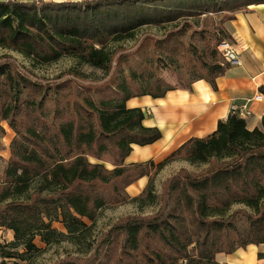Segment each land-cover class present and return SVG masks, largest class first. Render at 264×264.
Returning a JSON list of instances; mask_svg holds the SVG:
<instances>
[{
    "label": "trees",
    "instance_id": "trees-1",
    "mask_svg": "<svg viewBox=\"0 0 264 264\" xmlns=\"http://www.w3.org/2000/svg\"><path fill=\"white\" fill-rule=\"evenodd\" d=\"M260 4L264 0L0 1L1 48L38 64L72 57L110 76L94 88L73 80L51 88L55 106L51 120H44L38 113L42 97L25 95L32 89L27 76L0 62V122L9 121L20 133L19 116L35 115L0 175V227L14 233L6 245L10 250L0 244L2 258L23 257L14 250L18 247L40 252L38 236L46 244L82 243L90 229L86 219L94 221L114 201L141 207L158 202L159 208L154 215L119 224L98 244V258L86 264H222L219 253L264 244V116L261 127L250 130L246 119L232 112L213 133L189 139L158 163H126L134 144L162 138L159 128L143 124L142 109L128 108L127 101L164 97L176 88L153 78L150 89L135 90L139 75L111 74L115 52L108 49L134 39L144 26L162 27L163 37L145 36L138 48L146 65L161 59L177 69L185 65L189 79L183 88L206 80L216 90L218 78L232 66L220 50L233 41L224 24ZM188 33L189 41L197 37L202 44L185 42ZM149 45L151 50L142 51ZM74 76L87 78L80 72ZM260 93L264 96V87ZM107 159L112 168L106 167ZM174 161L205 168L181 169L158 195L155 176ZM146 176L141 193L130 196L126 188ZM54 221L62 222L67 234L54 228ZM258 257L263 259L264 252Z\"/></svg>",
    "mask_w": 264,
    "mask_h": 264
},
{
    "label": "rangeland",
    "instance_id": "rangeland-1",
    "mask_svg": "<svg viewBox=\"0 0 264 264\" xmlns=\"http://www.w3.org/2000/svg\"><path fill=\"white\" fill-rule=\"evenodd\" d=\"M216 22L219 21L217 20ZM198 30H201V27H199ZM164 34L165 30L162 27L144 26L137 30L134 39H127L110 44L108 49L111 52H115L111 74L119 71V78L126 76L129 79L131 72L136 71L139 76L137 77V86L133 85L135 90L138 87H140L141 90L150 89L153 84V78L160 79L164 83L175 88L185 86L186 81L189 79V76L185 73L187 71L185 65L183 68L179 67L180 70L175 66L171 67L167 65L166 61L161 59L155 61V65L150 67L146 65L148 59H143L137 54L138 48H140V44L145 36L161 38ZM189 36L190 33L184 37L185 42H192L197 45L202 44L201 41L197 40V37L193 41H189ZM152 48L153 46L149 45L148 47H144L142 51L151 50ZM188 58L189 57L185 56L184 59L187 60ZM0 60H2L0 62L11 63L16 71L27 76L28 80L31 82L32 89L25 93V95L37 101L42 97L43 105L38 113L44 120L48 118V114L51 118V110H53L55 106V97L51 88L56 89L59 85H63L66 81L70 80L75 81L81 88L87 86L94 88L110 80V76L106 70L80 64L72 57H64L50 64H38L17 51L0 47ZM78 72L83 73L87 78L85 77L86 79H84L74 76ZM60 92L63 93L65 91ZM44 94H46L45 99H43ZM34 117V111H28L19 116L18 126L20 133L14 131L9 121L0 122L2 128L0 131V175L3 173L7 162L12 157L14 143L22 140V136H26V130L33 126ZM50 118L48 119L51 120ZM90 160L92 162L97 161L95 158H90ZM105 165L107 168H112V164L108 159L105 161ZM203 168H205V166L191 165L186 161L172 162L155 176L156 193L160 195L164 185L181 169L200 171ZM139 180L126 188V192L132 197L140 194L147 184L141 185L142 182H139ZM146 180L148 182L149 177ZM237 207L239 206L235 208ZM158 208V202L154 205L145 207H141L140 203L134 201L111 202L108 207L99 212L94 221L86 219V223L90 226V229H88L87 236L83 239L82 243L77 244L69 239H63L62 241L46 244L41 240V237L38 236L35 238V244L41 249L40 252L26 253L23 247H18L14 250L23 253V257L4 259L0 254V264L2 262H5V264H61L64 262L71 264L73 262L86 264L87 262H92L98 258V244H100L101 240L106 238L112 231H115L119 224L129 217H146L154 215ZM239 224L243 225V222L240 221ZM53 227L67 234V230L62 222L54 221ZM13 240V231L0 227V244L10 250L6 245Z\"/></svg>",
    "mask_w": 264,
    "mask_h": 264
},
{
    "label": "crops",
    "instance_id": "crops-1",
    "mask_svg": "<svg viewBox=\"0 0 264 264\" xmlns=\"http://www.w3.org/2000/svg\"><path fill=\"white\" fill-rule=\"evenodd\" d=\"M43 1L61 3L86 0ZM250 9L247 13H238L235 19L225 24L233 36L230 48L236 54L237 61L232 63L224 76L218 78L216 90L206 80H199L190 88H176L164 97L146 95L127 101L128 108L142 109L145 114L143 124L159 128L162 138L146 146L134 144L126 163L150 159L158 163L189 139L208 136L217 129L220 120L227 119L232 113L233 104H247L252 112L245 117L250 130L261 127L264 97L262 100L255 97L264 87V4L251 6ZM146 179L147 176L139 180L141 185L147 183ZM259 252H264V244H251L230 254L219 253L216 258L222 264H264V258L258 257Z\"/></svg>",
    "mask_w": 264,
    "mask_h": 264
},
{
    "label": "built area",
    "instance_id": "built-area-1",
    "mask_svg": "<svg viewBox=\"0 0 264 264\" xmlns=\"http://www.w3.org/2000/svg\"><path fill=\"white\" fill-rule=\"evenodd\" d=\"M220 50L221 52L223 53L224 57L232 64V63H235L237 61V58H236V54L234 53L233 50H231L230 48V43L229 42H225L223 43L221 46H220ZM263 95L260 93L258 94L255 99L256 100H262L263 99ZM231 112L245 118V117H248L249 115L252 114V112L248 109V106L247 104H244L242 106L240 105H236V104H233L231 106Z\"/></svg>",
    "mask_w": 264,
    "mask_h": 264
}]
</instances>
